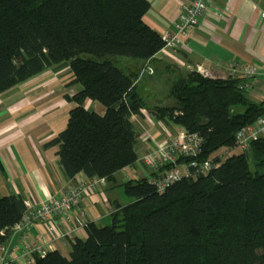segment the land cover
Here are the masks:
<instances>
[{
  "label": "trees",
  "instance_id": "trees-1",
  "mask_svg": "<svg viewBox=\"0 0 264 264\" xmlns=\"http://www.w3.org/2000/svg\"><path fill=\"white\" fill-rule=\"evenodd\" d=\"M148 9L146 0H0V94L63 63L68 86L79 88L65 95L74 104L65 129L45 145L57 147L66 180L82 173L113 182L134 167L138 135L130 118L142 109L198 134L197 162H220L162 194L150 183L154 174L125 182L132 202L118 206L109 225L86 223V239L72 241L68 258L33 253L30 264H264V138L231 152L236 134L264 116V100L251 102L242 78L189 72L171 82L170 103L149 106L136 73L116 66L119 58L148 60L165 46L143 19ZM86 100L103 115L84 108ZM24 211L23 198H0V246Z\"/></svg>",
  "mask_w": 264,
  "mask_h": 264
},
{
  "label": "crops",
  "instance_id": "crops-1",
  "mask_svg": "<svg viewBox=\"0 0 264 264\" xmlns=\"http://www.w3.org/2000/svg\"><path fill=\"white\" fill-rule=\"evenodd\" d=\"M146 1L149 9L143 18L145 23L161 38L172 34L180 6L188 0ZM261 13H264V0H211L209 11L200 18L181 46L163 47L152 58L136 64L140 65V73L136 70L131 73L137 75V92L139 75L143 70L147 75L143 83L147 88L145 92L155 91L157 94L161 93L156 91V83L167 84L169 91L175 78L188 73L185 66H201L213 79H226L235 64H254L264 71V17ZM135 63L139 62L128 59L123 65L129 69ZM71 79L69 68L63 63L0 94V198L20 197L36 206L66 192L71 186L85 187L97 181L82 173L73 180H66L58 166L57 147L45 146L65 129L68 114L74 107L72 102L65 100V95L71 97L77 88L68 86ZM248 84L245 89L248 99L254 103L263 101L264 79L256 78ZM155 100L158 104L159 99ZM83 107L96 110L94 112L99 115L104 113L101 105L90 100H86ZM130 123L138 135L135 145L138 157L147 147H156L163 139V131L170 127V124L154 119L144 109L139 115L132 116ZM149 133L154 139L147 145L141 137ZM130 169L117 172L113 182H97L94 193L83 195L77 211L82 212L84 224L93 223L98 228L109 225L117 207L132 202L124 194L122 185L142 178L145 172L138 164ZM74 215L75 212H71V216ZM71 227L74 229L76 225ZM22 234L23 231L13 228L2 245L14 257L11 264L31 263H27L28 259L16 249ZM30 234L33 241L37 240L45 248L44 253L57 251L64 258L69 257L74 239L84 241L87 237L84 225L57 238L44 224L36 223Z\"/></svg>",
  "mask_w": 264,
  "mask_h": 264
},
{
  "label": "built area",
  "instance_id": "built-area-1",
  "mask_svg": "<svg viewBox=\"0 0 264 264\" xmlns=\"http://www.w3.org/2000/svg\"><path fill=\"white\" fill-rule=\"evenodd\" d=\"M210 1L188 0L183 3L180 6L178 18L173 24V33L165 35L163 38L164 47L176 48L181 46L197 26L200 18L209 11ZM261 17H264V13H261ZM184 69L188 73L196 72L202 76H208L201 66H185ZM229 76L246 80L243 88H247L248 81L256 78L264 79V71L254 64H235ZM261 138H264V116L236 134V147L231 152L234 154L243 153L248 150L250 142ZM153 139L151 133L141 137L145 144ZM200 146L201 140L198 134L185 133L182 129H177L175 125L170 124L169 129L163 131V139L160 143L156 147H147L135 164L144 169L143 177L154 174L150 183L155 187L157 193L162 194L172 184L184 178L193 177L195 174L206 176L220 165V162L213 163V157L208 158L203 163L197 162L196 158L199 155ZM226 157L223 155L220 160H224ZM181 158L189 159L188 163L179 162ZM130 168L132 167L124 169L131 171ZM97 182L102 183L103 180L97 179L85 187L82 185L71 186L66 192L36 206H33L27 199L23 200L25 211L22 219L14 228L23 231L16 249L20 250L21 256L28 259L27 263L32 262L33 253L42 255L45 250L41 243L37 240L33 241L30 237V230L33 225L36 223L44 224L47 230L57 238L75 231L79 226H85L82 212L77 211L78 205L85 193L95 192ZM71 212H75V215L71 216ZM71 225H76V228L73 229ZM13 260L12 253H8L1 245L0 264H11Z\"/></svg>",
  "mask_w": 264,
  "mask_h": 264
},
{
  "label": "rangeland",
  "instance_id": "rangeland-1",
  "mask_svg": "<svg viewBox=\"0 0 264 264\" xmlns=\"http://www.w3.org/2000/svg\"><path fill=\"white\" fill-rule=\"evenodd\" d=\"M126 60H128V59H125V58H119L118 60H116V66L118 67V68H120V69H122V70H124L126 73H131V72H134L135 70L137 71V72H139L140 73V70H139V66L140 65H136V64H140V62H141V60H136V62H139V63H135L134 64V67H132L131 65H130V67H129V69H131V70H129V69H126L125 68V66L123 65V63L126 61ZM130 62V61H129ZM135 62V61H134ZM136 66H138V67H136ZM127 67V66H126ZM136 67V68H135ZM143 73H144V75H143ZM156 74L154 73V75L153 76H155ZM143 76V77H142ZM147 78V75H146V72H145V70H143L142 72H141V74L139 75V81H138V86H139V89H138V93L140 94V96L144 99V101L148 104V105H150V106H152V105H154L155 104V102H157L155 99H159V101H158V103L159 104H168V102L170 103V100L167 98V94H168V88H166V85L164 86V84L162 83H156V88H157V90L156 91H158V92H160L161 94H157V93H155V91H154V93L153 92H145L146 90L145 89H147V88H145V86H144V80ZM166 88V89H165ZM79 90V88H78V86H77V88L75 89L74 88V91H72V95H74L77 91ZM149 93H150V95H149ZM93 111H96V110H93ZM176 127V126H175ZM177 128V127H176ZM178 129V128H177ZM249 167H250V170H251V172H254V170H253V166L250 164L249 165ZM129 200V199H128Z\"/></svg>",
  "mask_w": 264,
  "mask_h": 264
}]
</instances>
